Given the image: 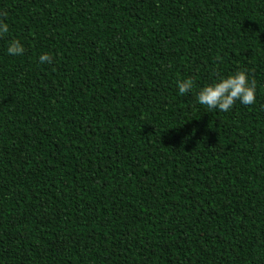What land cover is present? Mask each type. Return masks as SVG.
<instances>
[{"label": "trees", "instance_id": "trees-1", "mask_svg": "<svg viewBox=\"0 0 264 264\" xmlns=\"http://www.w3.org/2000/svg\"><path fill=\"white\" fill-rule=\"evenodd\" d=\"M0 19V264H264V0H0ZM239 70L255 104L197 103Z\"/></svg>", "mask_w": 264, "mask_h": 264}, {"label": "clouds", "instance_id": "clouds-1", "mask_svg": "<svg viewBox=\"0 0 264 264\" xmlns=\"http://www.w3.org/2000/svg\"><path fill=\"white\" fill-rule=\"evenodd\" d=\"M3 16L6 18L7 13ZM9 32V25L0 19V37ZM25 49L19 40H12L7 49L9 55H23ZM219 59V56L217 57ZM39 62L52 63V57L43 54L39 57ZM177 86L179 94L186 95L192 92L194 81L191 78L178 80ZM197 103L205 106L208 110H218L228 112L239 101L243 105H253L256 102V81H249L245 70H239L226 78H220L212 84L203 87L196 96Z\"/></svg>", "mask_w": 264, "mask_h": 264}]
</instances>
